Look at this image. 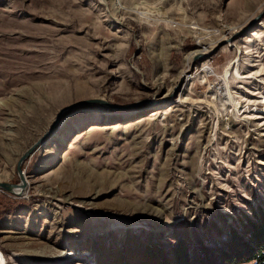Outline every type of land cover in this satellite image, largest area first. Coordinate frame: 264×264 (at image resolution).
Returning <instances> with one entry per match:
<instances>
[{"label": "rangeland", "instance_id": "rangeland-1", "mask_svg": "<svg viewBox=\"0 0 264 264\" xmlns=\"http://www.w3.org/2000/svg\"><path fill=\"white\" fill-rule=\"evenodd\" d=\"M64 1L0 0V60L62 85L43 121L39 80L0 95L3 264H172L179 237L214 249L264 203V0Z\"/></svg>", "mask_w": 264, "mask_h": 264}, {"label": "trees", "instance_id": "trees-1", "mask_svg": "<svg viewBox=\"0 0 264 264\" xmlns=\"http://www.w3.org/2000/svg\"><path fill=\"white\" fill-rule=\"evenodd\" d=\"M249 212L251 215L239 219L236 226L228 224L217 230L215 236L219 241L212 235L208 238L214 249L206 247V243L202 247L199 242L194 245L190 239L179 237L164 260L172 264H264V203L250 206ZM149 248L146 253L154 259L163 255L160 249Z\"/></svg>", "mask_w": 264, "mask_h": 264}, {"label": "bare ground", "instance_id": "bare-ground-1", "mask_svg": "<svg viewBox=\"0 0 264 264\" xmlns=\"http://www.w3.org/2000/svg\"><path fill=\"white\" fill-rule=\"evenodd\" d=\"M164 1H167V0H164ZM70 4L74 5L75 3L72 0H66L60 4V8L66 9L68 8ZM144 7L146 9H150L151 6L145 4ZM200 43L203 44V42H200ZM207 54L208 52L201 47L199 50L194 51L191 54H189L185 59V69L183 71V76L185 77L186 75H188V72L191 70L192 64L195 63L196 60H198L199 58H202L203 56H206ZM42 56L44 55L42 54ZM56 56L58 57V55ZM48 58H51V57H48ZM32 66L30 67L32 68ZM52 66L53 68H50V70L54 69V65ZM20 69H22V71H20ZM31 70L32 69H29L27 66L21 67V64L17 62L0 60V77L2 76L5 79L4 82L0 81V95L4 94L12 86L14 87L20 86L22 84H29L31 81H34V80L35 81L39 80V83L32 84L34 90L38 91V94H40L39 97H33V102L38 111L37 120L40 119L43 121L44 114L48 111L49 107H52L53 105H55L56 102L59 100V97H61L59 96L60 94L59 92L61 90L62 85L58 79V76L60 74L54 71L53 75H50L52 72L51 73L48 72L49 69H43L42 71L40 72L38 71L36 73H34V71H31ZM46 71L50 74L47 75ZM205 72H208V71H206L205 69ZM48 77H50L49 78L50 80L47 82H44ZM43 97L48 101L47 102L48 104L44 102ZM27 190H28L27 183H22V186L16 189L15 192L17 194L23 195L24 193L27 192ZM3 263H4V259L0 251V264H3Z\"/></svg>", "mask_w": 264, "mask_h": 264}, {"label": "water", "instance_id": "water-1", "mask_svg": "<svg viewBox=\"0 0 264 264\" xmlns=\"http://www.w3.org/2000/svg\"><path fill=\"white\" fill-rule=\"evenodd\" d=\"M64 110H62L61 111V113L63 112ZM34 149V148H33ZM33 149H31V150H29L23 157H22V160H21V162H20V165H19V167H18V171H19V173H20V175H21V163L25 160V159H27L28 157H29V155L31 154V152L33 151ZM0 187L1 188H3V189H5V190H8V191H12V188H13V186H11V185H8V184H5V183H0Z\"/></svg>", "mask_w": 264, "mask_h": 264}]
</instances>
